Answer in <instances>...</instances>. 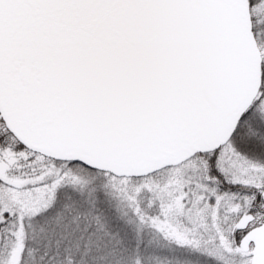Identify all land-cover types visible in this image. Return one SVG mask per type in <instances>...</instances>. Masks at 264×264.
Masks as SVG:
<instances>
[{"label":"snow or ice","instance_id":"obj_1","mask_svg":"<svg viewBox=\"0 0 264 264\" xmlns=\"http://www.w3.org/2000/svg\"><path fill=\"white\" fill-rule=\"evenodd\" d=\"M0 264H264V0H0Z\"/></svg>","mask_w":264,"mask_h":264}]
</instances>
